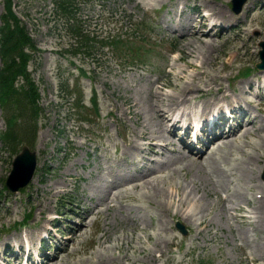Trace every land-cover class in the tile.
Wrapping results in <instances>:
<instances>
[{"label":"rangeland","instance_id":"obj_1","mask_svg":"<svg viewBox=\"0 0 264 264\" xmlns=\"http://www.w3.org/2000/svg\"><path fill=\"white\" fill-rule=\"evenodd\" d=\"M13 1L15 13L22 18L39 50L28 61V72L39 94L37 103L41 110L36 116L34 139H23L22 142L20 138L15 142L16 146H10L2 142L1 135L6 130V118L9 115L0 106V240L40 228L44 221L36 206V199H41L40 202L47 203L53 212L60 211L63 226L56 225L57 230H60L58 234L68 225L64 217L78 224L89 222L84 235L70 247L80 248L78 258L88 259L100 248L111 246V239L134 225L133 219L137 229L145 228L151 234L149 245L154 243V233L160 223L166 225L165 234L173 236L171 244L159 242L161 252H154L156 264H200L201 261L203 264H264V223L255 224L253 219L247 217L248 212L244 213L254 208V213L261 214L260 220L264 221V181L261 178L264 170V104H259L258 97L244 95L252 107L245 100L243 105L249 106L252 116L258 115L261 130L257 133L250 130L240 137L239 133L233 145L228 143L223 147L220 142L213 149L211 160L207 158L209 155L199 160L185 156L176 158L169 147L160 157H151L146 149L142 153L133 151L135 157L142 160L138 165L130 162L132 153L126 150L131 132L140 130L141 119L148 112L145 105L150 102L159 105L161 99L163 105L170 104L164 95L151 99L152 91L158 95L166 93L176 96L179 91L173 85L183 87L186 80L190 81L189 77L176 80L171 72L185 68L189 74L197 76L195 82L204 89H208L204 83L215 74L216 82H211L210 92L196 94L197 102L207 101L209 105L226 99V94L228 99H235L240 84L261 76L264 71L257 70L255 65L259 62L258 43L264 40V2L249 0L245 13L235 14L231 11V0H206L216 9L221 8L246 22L237 31L228 29L233 22L220 21L217 35L220 30L228 31V34L213 36L218 47L198 54V68L194 69L185 65L194 61L193 57L187 55L188 49L182 47V42L186 43L189 39L171 37L168 31L155 27L154 22L150 23L143 12L149 9L147 15L153 20V10H156L171 21L173 8H179L182 4L190 7L197 4L203 13H207L205 0H164L163 3L161 0L76 1L77 20L83 23L87 31L104 37L121 33L137 37V45L142 53L140 60L134 51L119 53L111 47H103L100 42L94 45L91 56L83 51L74 57L70 53L78 42L70 31L69 23L53 7V0ZM3 13V0H0V25ZM182 19L185 20V16ZM174 57H177L176 63ZM179 57L181 60H178ZM1 66L0 54V69ZM248 70L249 76L241 78ZM82 71L85 77H82ZM156 77L158 79L153 82ZM20 83H24L21 78L17 84L20 86ZM67 85L69 90L77 86L81 91L82 107H75L79 104V95L71 96L66 91ZM189 91L195 93L192 87L186 89V92ZM14 128L19 130L23 138V128L31 129V126L17 124ZM161 129L164 131L163 127ZM243 141L246 146L242 144ZM25 144L37 152L38 165L34 181L20 192L4 191V180L10 171L13 154ZM235 146H240V151ZM12 147H16V151L13 152ZM93 147L99 155L104 151L101 158L103 163L97 158L98 155L92 154ZM125 151L126 160L123 161L120 158ZM144 153L150 160L143 159ZM248 153L255 158L249 165L245 160ZM154 157L155 162H152ZM158 160L166 163L161 166ZM102 164L108 165L107 170L112 174L114 171L117 174H128L125 171L134 173V177L115 180L116 187L110 190L108 199L116 206L119 203V207L107 210L106 204L101 203L98 207L100 213L96 216L88 213L87 216L80 214L79 218L68 214V210L76 205L92 207L94 200L87 201L84 195H97L96 186H105ZM148 168L154 172L144 178L137 174L138 170ZM246 169H250L251 175L240 178L239 173ZM156 176L157 185L168 189L171 195L170 205L163 192L148 196L142 189L146 178ZM191 181L199 184V192H196ZM147 187L149 189L150 185ZM175 187L179 198L184 199L186 193H190L189 199L181 207H177L179 199L173 193ZM47 188L60 189V193L52 198ZM224 196L226 200L222 201ZM196 199L203 205V211L185 217ZM168 206L171 208L168 209ZM28 213L31 215L28 223L17 226ZM45 214L53 217L51 213ZM199 220H203L200 225ZM177 221L186 228V235H182L175 227ZM206 221H210L209 226H205ZM103 234L108 240L101 247ZM54 248L46 251V254L53 253ZM112 252L116 257H110L109 264L128 263L126 260H116L119 249L114 248ZM139 255L134 253L133 264ZM152 262L150 257H146L142 264Z\"/></svg>","mask_w":264,"mask_h":264},{"label":"bare ground","instance_id":"obj_2","mask_svg":"<svg viewBox=\"0 0 264 264\" xmlns=\"http://www.w3.org/2000/svg\"><path fill=\"white\" fill-rule=\"evenodd\" d=\"M163 2H164V0H161V3H163ZM248 5H249V2L247 4H245L241 14L245 13L244 11L247 10ZM204 6L207 7V9H206L207 13H204V14L201 13L198 15L199 17H201V23L199 26H197V24H195L196 23L195 21H197V20H195L194 17L189 18L188 20L187 19L182 20V23H181L180 32L183 35L182 38H183V40L189 39L186 43L182 42V47H186L188 49L187 55L194 58V61H190L188 63H185V65L188 68H194V69L198 68L197 67L198 65L196 63V61L200 59L198 54H201L203 51L204 52H210L212 50H216V48L218 47V42H217L216 38H213V36H216L214 34V32L217 30V27L219 26L220 21H222V22L223 21L233 22L234 24L232 25V28L234 30H237V31H240L242 28V25H244V22H246L244 20H241L240 17L235 18V17L229 15L224 10H221V8L216 9L210 3L208 4L207 1H206V5L204 4ZM174 11H176V9H174ZM177 12L181 13L182 11L177 9ZM209 20H212V22L209 25V29L204 32L202 29L203 25L207 24V22ZM225 34H228V33H225ZM222 35L223 34H220L219 37ZM179 59L181 60V57H179L178 60ZM171 74L174 75L176 80H181L183 78L186 79V77H189L190 81L188 82V80H186L183 87L177 86V84L173 85L174 89H177V91H179L178 94H176V96L174 94H172L170 96V94H166V93H163V94L159 93V95H158L156 93V91H152L153 95H151V99L153 97L155 99H158V97L164 95V99L169 100L170 104L167 103L166 105H163V101L161 99L159 105H154V104H152V102H150L149 104L147 103L145 105V109L148 112L144 115L143 119H141V128L137 132L132 131L130 134V141L128 140V142L126 143V150H129L132 153V156H131L132 159H130V162L131 163L133 162L132 164L137 163L139 165L140 164L139 162L142 161V160H139L135 157V153H133V151H137L139 153H142L145 149H147L150 151L151 156L157 155V153L162 156L163 151L165 149H167L168 146H171V145L175 146V143L170 139V136L166 134L167 133L166 128H167L168 124H170V123L173 124L175 122V120L191 117L194 114V109L196 107L199 108V105L202 108L203 115L208 114L209 108L213 109L211 107H213L214 104L211 103L209 105V103H207V101L195 102L193 105L191 103L196 100V98H197L196 94L205 93V92L209 93L210 92L209 87L211 85V82H216L217 76L215 74H213L210 77V79L204 83V86L208 87V89H204V88H202L201 85H198V83L195 82V79L197 78V76L195 74H189V72H187V70L185 68H180L176 72L175 71H173V73L171 72ZM261 75L262 76H260V77L257 76L256 79L254 80V82L247 81V82L242 83L238 86V93H237V95H238L237 96L238 97L237 105L238 106L244 100L249 104V106L252 105V103L249 100H246L244 95H246V94L254 95V91H255L254 87L256 86L258 89H260V86L262 84L264 85V73H262ZM189 87H192L194 89L195 93L192 94V93H190V91L186 92V89ZM227 95L228 94H226L224 96L226 99H228V97H229ZM177 100H179V101L176 102ZM174 103H175L174 107L189 104L190 105V107H189L190 111H184L181 108H179L178 113L175 115L174 111L172 110ZM251 107L252 106H250V108ZM250 108L248 110H250ZM173 118H174V121L172 120ZM179 123H181V120H179ZM169 126H171V125H169ZM161 127L164 128L165 132L161 129ZM250 128H253V129H250ZM157 129H159V130H157ZM250 130H252L251 132H255V133H257L259 130H261V128L259 127V119L252 118L251 120H248L246 123H239L238 126L233 131L224 130L221 135H218L216 137H220L221 139H223V140H221L222 146L226 147L225 145L228 143H229V145H233V143H235L236 137H238L237 135H239V133H240L239 137L243 136V135L245 136ZM155 134H156V137L154 136ZM232 137H235V138L229 139ZM226 139H228V140H226ZM262 140H264V138ZM139 141H144L145 144L140 143ZM242 144L244 146H246L245 141H243ZM145 145H146V147H144ZM239 147L240 146H238V147L235 146V148L240 151ZM145 153L143 155V159L150 160L145 155ZM179 153L180 152L176 148H174L172 151V154L176 155L175 156L176 158L178 157ZM125 154H126V151L124 153L122 152V155L120 158L123 161L126 160ZM208 155L209 156L207 158L209 160H211L213 158V151H211ZM245 160H246V163L249 165V163L253 162V160H255V158L250 153H248L245 157ZM191 162H193V161H191ZM165 163L166 162L163 161V163H161L159 165H163ZM152 172H154V171L153 170H150V171L144 170L141 172L140 176H142L144 178L148 174H152ZM247 172H248V174H247ZM114 173H115V171L113 172L112 175H110V178L112 176V178L115 180H124V179H126L127 176H128V178H130V176L134 177V175L130 174L129 172H128V174H123L124 172L118 173V174L117 173L114 174ZM239 174L240 175H238V176L240 178H243V177H246V175L250 176L251 171H250V169H246L244 172H241ZM236 175H237V173H236ZM231 176H233V175H231ZM157 177L158 176H156L152 179L146 178V180L143 181V188L142 189L144 192L147 193L148 196L149 195L156 196L157 194L163 192V194H165V198L168 199V205H170L172 203L171 201H169V199L171 198V195L168 192V189L164 190L163 187H160L159 185H157V183H156V180H158ZM161 178L162 177H160V179ZM191 182L195 186L196 192H199V190H198L199 184L196 185L195 181H191ZM147 185H150L149 189H148ZM106 186H110L109 182H107ZM135 187H137V186H134V188ZM96 188H97V190H96L97 195H95L93 193L84 195V197L87 201H93L94 200V202H92V207L89 209V208L80 207L79 205H77L76 207L70 209V214L76 215L80 212L82 215H85V216L88 213L90 215L96 216L100 213V211L98 210V207L100 206L101 203L106 204L107 210L112 209V208H116L115 205L112 203V201H110V198L108 199V196L110 194L109 193L110 189L108 190L107 187H100V186H96ZM176 189H177V187H175L173 193L175 194L177 199H179L177 207H181L184 205L186 200L189 199L190 193H186L185 198L182 199L181 197L180 198L178 197V191ZM47 192L53 198L54 196H56L60 193V189L47 188ZM40 201H41V199H36V206H38L39 214L41 215V219H43L45 226L42 225L40 228H37L30 233L27 232L24 235H16V236L10 238L11 240L13 239L15 241V244L19 246V249H21V247L25 243H27L28 244V252L32 253V254L35 253L37 250L36 243H38V241L40 240L39 231L48 229L49 228L48 226L52 224V217H49L45 214V212L52 213L53 212L52 208H49V205H47V203H41ZM199 202H200L199 199L194 200V203L191 206V209L187 213H185V217L188 218L189 216H195L194 213L196 215H198L203 211V205L201 203L199 204ZM168 207H169L168 209L171 208V206H168ZM230 209H233V208H230ZM78 210H79V212H78ZM53 213H55V212H53ZM259 216H261V214L259 215L256 213L255 219L257 218V223H259L261 225L264 223V221H261ZM91 221L92 220H90V223H91ZM132 222L134 223V225L132 227L128 228L126 231L122 230L121 233L117 237H115L114 239H111V240H113V243L108 248L102 247V245L108 240L106 238V234H103L101 236V238H103V240H101V242H100V246L102 248H100L99 250L94 252L93 256H91L88 259L78 258V256L81 253L80 248L79 247H76V248L73 247L70 249V246H72V244L77 240V238L84 235L83 233H85V227L87 226V224L89 222L87 223V221H86V222L81 223L80 225L70 224L69 225L70 237H65V238H68L66 243H63L62 247L57 252H55V254L53 255V258L51 260L49 259L45 264H88V263L109 264L110 263L109 258L110 257H112V258L116 257L112 252V250L114 248L119 249V255L117 256L118 259H116V260H118L120 262H124L121 260H126V261H128L127 264H133L134 253L137 252L140 255L135 260V264H142L144 262V260L146 259V257H150L151 260L153 261L152 263L156 264L157 258L154 255V252H161V249L158 247L159 242L164 241L165 244H171L173 236L172 235H170V236L166 235L165 234L166 225L163 223H160L156 232L154 233L155 241H154V243L149 245V239H150L151 234L148 233L145 228L137 229V223L133 219H132ZM254 222H256V221H254ZM202 223H203V220H199V225ZM209 225H210V221H206L205 226H209ZM133 238H135V239H133ZM10 239L9 238L5 239L4 242L1 244V246L2 245L4 246L5 243H6L5 244L6 247H10L11 245H13L12 243H9ZM0 254H1V252H0ZM20 259H21V257L18 258V260H20Z\"/></svg>","mask_w":264,"mask_h":264},{"label":"trees","instance_id":"obj_3","mask_svg":"<svg viewBox=\"0 0 264 264\" xmlns=\"http://www.w3.org/2000/svg\"><path fill=\"white\" fill-rule=\"evenodd\" d=\"M57 9L65 15H73L75 13L76 0H54ZM6 13L2 16V25L0 27V52L3 61L2 69L0 70V101L7 105L8 109L14 110L17 113V119L25 117L27 111L36 116L38 108L36 105L37 92L33 88L32 83L28 78V73L25 69V64L29 58L25 52V48H34V44L25 32L24 28L20 25L19 19L13 13L11 0H5ZM78 23V22H77ZM79 25L75 30H78ZM82 31V29L80 30ZM78 34V33H76ZM90 38L84 35V41L89 43ZM102 42H104L102 40ZM115 44V41L113 40ZM87 52L91 51V47L84 46ZM23 76L30 88L16 87L15 81L18 76ZM30 120V118H29ZM15 120L12 118L9 122L13 123ZM14 131L10 134L11 140ZM9 138L8 135H6Z\"/></svg>","mask_w":264,"mask_h":264},{"label":"water","instance_id":"obj_4","mask_svg":"<svg viewBox=\"0 0 264 264\" xmlns=\"http://www.w3.org/2000/svg\"><path fill=\"white\" fill-rule=\"evenodd\" d=\"M247 0H232V8L235 13H239L243 4ZM262 50L259 52L260 62L257 64L258 69H264V41L260 42ZM36 165L35 153L30 152L27 147H23L21 152L14 158L12 168L6 180V186L11 191H17L28 184L33 176ZM178 227L184 231L182 225Z\"/></svg>","mask_w":264,"mask_h":264}]
</instances>
